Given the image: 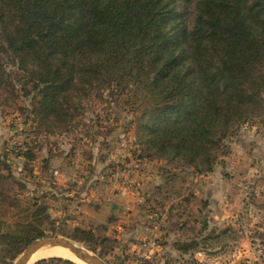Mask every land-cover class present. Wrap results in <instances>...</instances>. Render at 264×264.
<instances>
[{"label": "trees", "instance_id": "16d2710c", "mask_svg": "<svg viewBox=\"0 0 264 264\" xmlns=\"http://www.w3.org/2000/svg\"><path fill=\"white\" fill-rule=\"evenodd\" d=\"M4 56L37 92L38 117L65 121L74 91L115 90L150 158L199 173L264 117V0H0V87ZM3 166L0 183L13 179ZM53 263L75 264H36Z\"/></svg>", "mask_w": 264, "mask_h": 264}, {"label": "rangeland", "instance_id": "374dc122", "mask_svg": "<svg viewBox=\"0 0 264 264\" xmlns=\"http://www.w3.org/2000/svg\"><path fill=\"white\" fill-rule=\"evenodd\" d=\"M4 63L10 78L0 87V163L13 179L0 183V264L55 237L106 264H264V198L232 222L217 220L215 209L188 194L199 172L143 151L138 113L125 96L74 91L67 120H43L34 112L37 92L11 58ZM250 141L264 153V117L236 130L215 165L239 142L252 150Z\"/></svg>", "mask_w": 264, "mask_h": 264}, {"label": "crops", "instance_id": "0c3cea01", "mask_svg": "<svg viewBox=\"0 0 264 264\" xmlns=\"http://www.w3.org/2000/svg\"><path fill=\"white\" fill-rule=\"evenodd\" d=\"M250 144L253 147L250 151L240 142L235 144L231 154L224 158L225 163L215 165L210 173H197L195 184L188 191V194H193L191 200L194 199L195 203L209 204L215 209L217 212L213 215L217 220L229 221L230 216L233 217L244 207L240 181L247 177L264 181V153L259 151L254 141H250ZM232 221L230 219L229 222Z\"/></svg>", "mask_w": 264, "mask_h": 264}, {"label": "water", "instance_id": "95a60500", "mask_svg": "<svg viewBox=\"0 0 264 264\" xmlns=\"http://www.w3.org/2000/svg\"><path fill=\"white\" fill-rule=\"evenodd\" d=\"M63 246L69 248L73 253L86 264H106L101 258L96 255H92L89 251L84 250L79 245L65 239L61 238H50V239H40L34 242L23 255L14 264H28L32 256L43 246ZM54 258V257H51Z\"/></svg>", "mask_w": 264, "mask_h": 264}, {"label": "bare ground", "instance_id": "6f19581e", "mask_svg": "<svg viewBox=\"0 0 264 264\" xmlns=\"http://www.w3.org/2000/svg\"><path fill=\"white\" fill-rule=\"evenodd\" d=\"M63 258L68 259L76 264H86L83 261H81L71 249L65 248L63 246H52V245H45L41 247L31 258V260L28 262V264H31V262H35L39 259H45V258Z\"/></svg>", "mask_w": 264, "mask_h": 264}, {"label": "built area", "instance_id": "2783aa9c", "mask_svg": "<svg viewBox=\"0 0 264 264\" xmlns=\"http://www.w3.org/2000/svg\"><path fill=\"white\" fill-rule=\"evenodd\" d=\"M239 188L244 206H248L255 199L264 198V188L257 187L253 177H247L240 181Z\"/></svg>", "mask_w": 264, "mask_h": 264}]
</instances>
